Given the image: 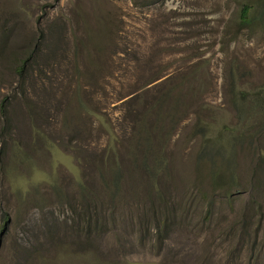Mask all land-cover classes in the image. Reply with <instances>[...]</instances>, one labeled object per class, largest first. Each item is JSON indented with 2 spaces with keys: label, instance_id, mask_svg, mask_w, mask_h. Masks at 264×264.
Listing matches in <instances>:
<instances>
[{
  "label": "rangeland",
  "instance_id": "obj_1",
  "mask_svg": "<svg viewBox=\"0 0 264 264\" xmlns=\"http://www.w3.org/2000/svg\"><path fill=\"white\" fill-rule=\"evenodd\" d=\"M253 198L264 0H0V264H247Z\"/></svg>",
  "mask_w": 264,
  "mask_h": 264
},
{
  "label": "trees",
  "instance_id": "obj_2",
  "mask_svg": "<svg viewBox=\"0 0 264 264\" xmlns=\"http://www.w3.org/2000/svg\"><path fill=\"white\" fill-rule=\"evenodd\" d=\"M262 15L263 12L259 11L255 5H250L249 3L245 2L240 8L238 20L240 21L241 25L249 26L250 24L256 22ZM231 181L232 180L230 178V182ZM211 183L213 184V187L221 186V184L224 183V179L221 177V175H218V172H212ZM204 193L205 192L201 193L203 198L206 196ZM223 195L226 197L230 205H234L236 196L229 186L226 187ZM212 202L213 199H210L208 202L209 207L211 206ZM251 202L254 204L253 211L251 213H246L241 222V224H248L246 232L244 231L243 234L242 243L249 252L247 264H257V261L261 258L260 254L264 256V249L259 247V243L261 241L263 242V240L260 239V236L264 226V206L263 203L256 198L251 199ZM212 214L213 210H211V208H207L203 214V220H210ZM168 219L169 217L166 214L164 219H162V223L165 224Z\"/></svg>",
  "mask_w": 264,
  "mask_h": 264
}]
</instances>
